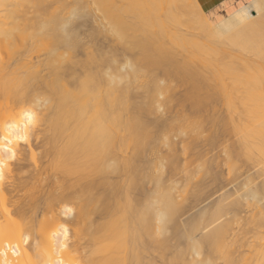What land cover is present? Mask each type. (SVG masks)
Segmentation results:
<instances>
[{
  "label": "bare ground",
  "instance_id": "obj_1",
  "mask_svg": "<svg viewBox=\"0 0 264 264\" xmlns=\"http://www.w3.org/2000/svg\"><path fill=\"white\" fill-rule=\"evenodd\" d=\"M118 1L0 0V264H264V244L253 258L238 255L241 230L233 228L246 221L242 202L264 197V170L256 181L243 171L240 193L228 185L232 193L223 187L215 199L218 188L204 205L220 177L210 149L228 139L219 111L207 137L202 120L217 102L214 89L225 111L242 113L222 119L237 135L219 149L226 175L238 171L231 144L264 161V0H225L209 11L198 0ZM100 13L91 20L111 40L87 27ZM179 16L186 35L193 26L204 37L192 41L188 31L186 40ZM18 45L44 48L28 60ZM175 80L188 87L177 110L193 117L180 119L183 130L190 123L189 141H173L181 126L170 133ZM191 160L201 162L190 170ZM253 222L263 226V215Z\"/></svg>",
  "mask_w": 264,
  "mask_h": 264
},
{
  "label": "rangeland",
  "instance_id": "obj_2",
  "mask_svg": "<svg viewBox=\"0 0 264 264\" xmlns=\"http://www.w3.org/2000/svg\"><path fill=\"white\" fill-rule=\"evenodd\" d=\"M119 1H120V0H119ZM119 1H118L117 3L120 4ZM122 1H123V0H122ZM122 1H121V3H122ZM183 1H184V0H183ZM112 2H113V0H112ZM115 3H116V2H115ZM117 3H116V4H117ZM113 4H114V3H113ZM113 4H112V5H113ZM119 4H118V5H119ZM122 4H123V3H122ZM122 4H121V5H122ZM121 5H120V6H121ZM31 9H32V8H31ZM20 10H21V8H20ZM20 10H19V11H20ZM22 10H23V9H22ZM32 11H33V10H31L30 12H32ZM28 12H29V11H28ZM28 12H25V13L23 12V14H25V16H26V19H27V16L29 17V16L32 15L31 17H33V16L36 15V13H34V12H32L31 14H30V12H29V13H28ZM223 12H224V11H223ZM26 13H27V15H26ZM92 13H93V12H92ZM20 14L23 16V14H22L21 12H20ZM28 14H29V15H28ZM179 14H181V12H180ZM92 15H94V17H95V16H97V13H96V15H95V13L92 14ZM92 15H91L92 18H90V15H89V20H88V26H87V27H88V28L90 27L89 29H91V31L94 29L93 31L95 32V34H96V33H97L96 35L99 34V37L97 36L99 39H100L101 37L103 38V34L101 33V35H100V32H99V30H98V28H97V27L99 26V25H98V24H99L98 22H99L100 20H99V21L91 20V19H97V20H98V19H101V20H102V18H101V17H102V14H101V13L99 14V15H100V18H97L98 16H97L96 18H93ZM19 16H20V15H19ZM181 16L183 17V13L181 14ZM185 16H186V15H185ZM20 17H21V16H20ZM179 17H180V16H179ZM182 17H180L181 23H180V21H179V24L181 25L180 30L182 29V30H181V33H182V31H183L184 35H186L185 31H186V29H187V22H185L186 24H185V26H183V24H182V22H183ZM186 17H188V16H186ZM186 17H185V18H186ZM216 17H218V16H214L213 19L216 18ZM28 19H29V18H28ZM30 19H32V18H30ZM178 19H179V18H178ZM90 20H91V21H90ZM184 20H187V19H184ZM188 21H189V20H188ZM91 22L94 23V24H92ZM95 22H97L98 24L95 25ZM89 25H90V26H89ZM180 25H179V26H180ZM92 26H93L94 28H93ZM96 26H97V27H96ZM179 26H177V28H178ZM91 27H92V28H91ZM167 27H170V28H171V26H167ZM183 27H185V28H183ZM189 27H190V24L188 25V28H189ZM192 28H193V26H192ZM192 28H191V29H192ZM96 29H97L98 31H95ZM171 29H172V28H171ZM191 29H190V30H191ZM193 29H194V28H193ZM195 29H197V28L195 27ZM168 30H169V28H168ZM175 30H176V28L173 29V31H174V32H177V31H175ZM190 30H187V35L190 34V36L194 38V40H192V41H195V40H196V38L194 37V35H196L195 33H197V32L200 33L199 36L204 37V36L201 35V32H200L198 29H197V32H195L196 30H195V31L193 30V31L195 32V33H193L194 35L192 34V30H191V31H190ZM169 31H170V30H169ZM171 31H172V30H171ZM171 31H170V34H171ZM178 31H179V30H178ZM188 31L191 32V33H189ZM164 32H165V30H164ZM165 33H166V32H165ZM165 33H163L162 38H163V36H164ZM179 33H180V32H179ZM181 33H180V34H181ZM183 33H182L181 35H183ZM188 33H189V34H188ZM138 34H139V33H138ZM138 34H137V35H138ZM166 34H167V33H166ZM168 34H169V33H168ZM172 34H173V33H172ZM174 34H175V33H174ZM174 34H173V35H174ZM177 34H178V33H177ZM128 35H129V34H128ZM134 35H135V34H134ZM187 35H186V37L184 36L186 40H188V36H187ZM192 35H193V36H192ZM138 36H139V35H138ZM166 36H167V35H166ZM190 36H189V37H190ZM199 36H196V37H199ZM102 38L100 39V41H102ZM104 38H106V37H104ZM104 38H103V39H104ZM130 38H131V37H130ZM130 38H129V39H130ZM162 38H161V41H162ZM193 38H192V39H193ZM108 39L111 40L110 37H109V38L107 37L105 40H108ZM168 39H169V38L167 37V40H168ZM189 39H190V38H189ZM197 39H200V41L203 42V43L206 42V38L204 39L205 41H204L202 38H200V37L197 38ZM127 40H128V39H127ZM167 40H165V37H164V40H163V41H165V43H166ZM190 40H191V39H190ZM207 40H208V39H207ZM159 41H160V39H159ZM161 41H160V42H161ZM197 41H198V40H197ZM200 41H198V42H200ZM30 42H31L32 44L34 43V42H32V41H30ZM105 42H106V41H105ZM107 42H109V41H107ZM168 42H169V41H168ZM201 42H200V43H201ZM207 42H208V41H207ZM128 43H129V42H127V43H125V44L128 45ZM29 44H30V43H29ZM29 44L25 46L27 50H29V48H27V47L29 46ZM166 44H168V43H166ZM127 45H126V48L131 47L130 45H128L129 47H128ZM33 46H34V45H33ZM33 46L30 47L31 53H29L27 50L25 51L26 56L28 55L27 57H29L28 60H30L31 57H32V59H35V57H38L39 53H38L37 50H40L39 47H41V49L44 48V47L38 45L39 47H36V49H35ZM122 46H123V45H122ZM17 47H19L20 49H22V51L19 50V51H21L20 54L23 55V56L25 57V53H24V51H23V50H25V49H24L25 47L22 48L20 45H18ZM124 47H125V46H124ZM124 47H123V49H124ZM179 47H180V46H179ZM33 48H34V49H33ZM37 48H39V49H37ZM131 48H132V47H131ZM131 48H129V49H131ZM172 48H174V46H173ZM175 48H176V47H175ZM180 48H181V47H180ZM183 48H184V47H182V49H183ZM129 49H127V50H129ZM133 49H134V48H133ZM133 49H132V50H133ZM178 49H179V48H178ZM178 49H177V50H178ZM182 49H181V50H182ZM230 49H231V48H229V49L227 48L226 51H227V50H230ZM135 50H136V49H134L133 52H135ZM179 50H180V49H179ZM179 50H178V51H179ZM185 50H186V49H185ZM185 50H183V51H185ZM15 51H16V54H15V55H17V56L20 55V54H18V48H16ZM122 51H123V50H122ZM125 51H126V49H124V51H123L125 54L129 52V51H127V52H125ZM136 51H137V50H136ZM173 51H174V50H173ZM175 51H176V50H175ZM231 51H233V50L231 49ZM41 52H42V50H40V53H41ZM179 52H180V51H179ZM185 52L187 53V51H185ZM185 52H184V53H185ZM228 52H229V51H228ZM23 53H24V54H23ZM129 53L131 54V52H129ZM226 53H227V52H226ZM232 53H233V57H232V58H234L235 55H237V53L235 54L234 51H233ZM232 53L230 54V56H232ZM42 54H43V53H42ZM135 54H136V52H135ZM135 54H134V55H135ZM177 54H178V53H177ZM179 54H180V56H181V53H179ZM228 54H229V53H228ZM15 55H14V57H15ZM40 55H41V54H40ZM127 55H128V54H126V56H127ZM131 55H132V54H131ZM134 55H132V57H133ZM17 56H16V57H17ZM41 56H42V55H41ZM136 56H137V54H136ZM182 56H183V53H182ZM189 56H190V55H189ZM223 56H224V55H223ZM230 56H229V57H230ZM132 57L130 56L129 59H130V58H131V59L135 58V57H133V58H132ZM185 57L187 58V54H186V56L184 55L183 58H185ZM126 58H128V57H126ZM222 58H223V57H222ZM224 58H226V57H224ZM230 58H231V57H230ZM219 59H221V58H218V60H219ZM227 59H228V55H227ZM225 60H226V59H225ZM229 60H230V59H229ZM194 62H195V61H194ZM193 65H194V64H193ZM201 65H203L201 62L199 63L198 61H196V64H195L194 68L198 69L199 71H202L201 68H200ZM203 66H204V65H203ZM203 66H202V69H203ZM204 68H205V66H204ZM205 69H206V68H205ZM204 72H205V71H204ZM140 78H141V77H140ZM144 78H145V77H144ZM142 79H143V78H142ZM142 79H140V80H142ZM145 79H146V78H145ZM174 82L177 83L178 81L176 82V80H175ZM209 83L211 84V85L209 84L211 87H213V85L215 84L214 82H212V83L209 82ZM225 83H227V82L225 81ZM178 84H181V86H182V84H185V83H183V82L180 83V81H179ZM178 84H175V86L172 87L171 90H167V91H171V92H169V93H170L171 95H174V97L177 99V100H176V101H177L176 103H175V101H174L175 98H173V100H172V102L174 101L173 105H172V103H171V107H173V109H172V108H171V109H172L173 111H170L171 109H170V110L168 109V110L171 112V115L173 114V115H172V116H173V120H171L172 123L170 122V123H171V125H170V128H171L170 133L173 134V132H174L175 135L177 134V133H175V132L179 130V129H178V130L176 129V128H178V126H181L183 122H184V123H185V122H188V120H189L190 118H191V120H189V122L192 121V118H193V117L191 116V117L188 118V120H185V121H184L183 119H185V117H184V118H181V117H182L181 115H184V114L179 115V113H180V108H178V110H179V113H178L177 107H179V106H177V104H178V105L182 104V102H183V101H182V98H183L182 95H183V93H184L183 91H186V88H188V87H185V88H184V85H183L182 88H181L180 85H178ZM171 85H172V84H171ZM173 85H174V84H173ZM177 86L180 87L181 89L178 88ZM185 86H188V85L186 84ZM214 87H215V86H214ZM175 89H176V90H175ZM208 90H209V89H208ZM213 90H214V89H213ZM213 90H212V91H213ZM216 90H217V89H216ZM133 91H134V90H133ZM209 91H210V90H209ZM212 91H210V93H213V94H214V95L212 94V95H213V98L215 97V99L218 98L219 100L217 99V102H216V100H215V101L212 100L213 102L211 101L210 104H211V106H212V111H211V109H210V108H211V106H210V108H209L210 110H209V111H211V112H209L208 115H207V113H206V115L202 118L203 121L205 120V121L203 122V125H204V124H206V125L208 124V125H207L208 127H207V126H203V127H205V128H204L205 131L203 130V133H204L203 135H204V136H206V135L209 136V135L211 134V132L213 131V130H212L213 128L216 130V127H215V126L217 125V123H218V122H221L220 125H223L222 128H224V130L226 129V131H224V130H223V131L226 132L227 134H229V135H227L226 133H224V132L222 131V133H224V134L221 133L222 138H223L224 140H225V139H228V141L230 140L229 142H231V143H232V141H234L233 143H235V138L237 139V135H235V134L230 130L229 126H224L226 122H224L223 120L226 119L225 121H227V120H228L227 118H228L232 113H233V114H232L231 116H234L235 119H236V117H237V118L240 117V116L242 117V115H240V114H242L241 112H240L239 116H238L237 114H236V115H237V116H236V115H235V112H234V111L237 110L236 113H239V110H241V109H239L240 106H239V105H238L239 107H236V106H235L237 109H234V108H235V107H234V108H233L234 111H233L232 109H230V111L232 110L233 112H231V114H230L229 116H227V114H228L227 112H230V111H227V109H226V111L224 110L225 107H226L225 105H224L225 107H224V109H223V103H224V102L221 100L222 98L220 99V97H219L218 95H215L214 91H213V92H212ZM134 92L136 93V91H134ZM169 93H168L167 95H170ZM216 94H217V93H216ZM237 96H238V95H237ZM165 97H166V95H165ZM131 98H132V97H131ZM133 98H134V97H133ZM159 99H161V98H159ZM131 101H133V100L131 99L130 102H131ZM178 101H179V102H178ZM181 101H182V102H181ZM214 102H215V103H214ZM221 102H223V103H221ZM179 103H180V104H179ZM216 103H217L218 105H217ZM184 104H185V103H184ZM186 105H187V104H186ZM186 105H185V106H186ZM235 105H236V104H235ZM182 106H184V105H182ZM213 106H214V107H213ZM214 108H215V109H214ZM175 109H176V110H175ZM219 109H220V110H219ZM222 109H223V110H222ZM174 110H175V111H174ZM214 110H215V111H214ZM216 110L219 111L220 115L217 114L218 112H217ZM176 111H177V113H176ZM223 111H225V114H226V115H221V114H223ZM174 113L177 114V115H176L177 118H178L179 116H181V117H179L178 119H176V117L174 116V115H175ZM187 113L189 114V112H187ZM210 113H211V114H210ZM212 113H213V114L216 113L217 116H219V117H217L216 114H215L217 120H218V118H219V120H218L217 123H215L217 120L215 119V117H213L214 115H213ZM188 114H187V115H188ZM166 115L168 116V114H166ZM189 115H192V114H189ZM207 116H208V117H207ZM223 116H224V117L227 116V117L224 118ZM174 117H175V118H174ZM220 117H221V118H220ZM180 119H182V123H180V121H181ZM186 119H187V118H186ZM207 119H208V120H207ZM220 119H221V120H220ZM222 119H223V120H222ZM231 119H232V118H231ZM235 119H234V120H235ZM177 120H179V121H177ZM206 120H207V121H206ZM175 121H177L176 124H175ZM208 121H209V122H208ZM210 121H211V122H210ZM205 122H206V123H205ZM207 122H208V123H207ZM223 122H224V123H223ZM227 122L229 123V120H228ZM173 123L176 125L175 127H172V126L174 125ZM177 123H178V125H177ZM211 123H212V126H211ZM218 124H219V123H218ZM185 125H186V123H185ZM185 125H184V126H185ZM188 125L190 126V123L187 124V126L185 127L184 130H183V128H182L183 125L181 126L182 130L180 129L181 132L179 131L180 134H179V132H178L177 136H176V137L174 138V140H173L174 142H175V141H178V140L180 139V136H181V135L184 136V134H186V133H185L186 130H187V132L189 131V127H188ZM226 125H228V124H226ZM184 126H183V127H184ZM206 127H207L208 129H206ZM211 127H212V128H211ZM227 127H228V129H227ZM172 128H173V129H172ZM175 129H176V130H175ZM174 130H175V131H174ZM206 130H208V131H206ZM211 130H212V131H211ZM208 132H209V134H207ZM230 133L232 134L231 137H230ZM171 134H170V135H171ZM174 134H173V135H174ZM205 134H206V135H205ZM225 134H226V136H225ZM204 136H202V137H204ZM207 136H206V137H207ZM223 136H224V137H223ZM232 136H233V137H232ZM235 136H236V137H235ZM184 137H186V135H185ZM187 137H188V136H187ZM187 137H186V140L188 139L187 141H189V138H187ZM177 138H178V139H177ZM231 138H232V140H231ZM173 141H172V142H173ZM226 141H227V140H226ZM228 141H227V142H228ZM174 142H173V143H174ZM178 142H179V141H178ZM178 142H176V143H178ZM227 142H226V143H227ZM226 143H224L225 146H227L228 144H230V143H227V144H226ZM160 144H161V143H160ZM160 144L158 145V147L161 146ZM180 144H181V143H180ZM180 144H179V148L181 147ZM224 144H221V146L218 144L221 148H220L219 146H217V145L213 146V148H215L216 150L218 149L217 151H216L215 149H213V148H211L212 150L210 149L211 152L213 151L212 154L209 152V153L211 154V156H212L213 153H214V157H213V158H212L211 156L209 157V153H208V155L205 156V157H209V158L212 159V160L209 159V162L211 161V163H213V162H214V158H215V160H216V162H217V163H216V166H214V165H215V164H214L215 162L213 163V167H215V169H214L215 173H217V172L219 173V176H220V177H219V179H218L217 181H218L220 184H218V182H217V184H218L219 186H218L217 184H215L214 187H212V190H211L210 188L208 189V190H209V193L211 194L212 191L214 192V190H217L218 188H221L219 191H216L217 193H214V196H215V194H216L215 199L218 197L217 194H218L219 192L222 193L223 191L229 189V192L232 193V191H231V189H230V188H232V186H228V185H235V186H233L232 190H234V188L237 190V189H239V187H240V185H238V184H239L238 181H240L241 179L243 180L244 177L246 178L247 174H248V177H247V178H249V179L252 178V179H253V178L255 177V175H256L257 173H259L258 171H260L261 169L264 170V161H263V159H262L261 157H260V159H261L263 162L260 161V160H258V162L260 161V163H257V162H256V163L258 164V168L261 167L259 170H257L258 168H257L256 163H255V162H252V160H250L251 162H250L248 159L246 160V158L244 157L242 151H240V148H238V146H237L236 144H231V146L229 145L228 147L231 148V147L233 146L235 149H233V148L230 149V148H228V147H227V148H228V151L231 150V151H232L231 153H234V154H233L232 163H233L234 165H237V167H238V168H237L238 171H236V172L243 173V175L241 174V175H242V178H241L240 175H239V173H238L239 176H238V179H237V180H236V178H237V175H236L237 173H236V172H235V174H234V175L236 176V178H234V177H235L234 175H233L234 177H232V176L228 177V176L226 175V174H227V173H226V172H227V171H226V170H227V168H226L227 165L225 166V163H226V162H225V156L223 155V153H221V151H219V149H220V150H222V149H223V150H226ZM162 145H163V144H162ZM216 146L219 147V148H216ZM236 146H237V150H236ZM177 148H178V147H177ZM205 148H207L206 150L209 149L208 146L205 147ZM163 149H164V146L162 147V149H161V148H158V151L161 150V151H162L161 154L163 153L162 155L165 156V153L167 154V152H165V151H166V148H165V151H164ZM177 150H180V149H177ZM233 150H234V152H233ZM163 151H164L165 153H164ZM214 151H215V152H214ZM159 152H160V151H159ZM177 152H178V151H177ZM179 152H180V151H179ZM187 152H188V151H186L185 153H187ZM206 152H207V151H206ZM240 152H241V153H240ZM237 153H238V155H237ZM180 154H181V152H180ZM240 154H241V155H240ZM239 155H240V157H238ZM215 156H216V157H215ZM236 156L238 157L237 160H235V157H236ZM182 157H187V155L182 156ZM237 157H236V158H237ZM216 158H217V159H216ZM255 158H256V157H255ZM258 158H259V157H258ZM258 158H257V159H258ZM257 159H256V160H257ZM186 160H187L188 162H190V159H189L188 157L186 158ZM254 160H255V159H254ZM256 160H255V161H256ZM212 161H213V162H212ZM223 161H224V162H223ZM246 161H247V162H246ZM248 161H249V162H248ZM194 162H195L194 160H191V163H190L191 168H190V166H189L190 170L195 169V166H196V165H199V164H200L199 162H201V161L198 162V161L196 160V163H197V164L194 163ZM237 162H238V163H237ZM261 162H262V164H261ZM218 163H223L224 165H223V164H218ZM254 163H255V164H254ZM217 164L219 165L218 167H217ZM238 164L242 166V169H241V166H238ZM259 164H261V166H260ZM189 168H188V169H189ZM217 168H219L220 170H218ZM246 168H247V169H246ZM216 169H217V170H216ZM190 170H189V171H190ZM240 170H241V171H240ZM256 170H257V172H256ZM216 171H217V172H216ZM243 171H244V172H245V171H248L249 173L246 174V173H244ZM220 174H221V175H220ZM244 175H245V176H244ZM257 175H258V174H257ZM257 175H256V177H258ZM226 176H227V177H226ZM224 177H225L226 179H228L229 182L231 181L230 179L233 178L232 181L235 180V181H234L235 183H234V182L232 183V181H231V183H229V182L226 183L227 180H225ZM239 177H240V179H239ZM194 178H196V179L198 178V179H199V174H198L197 176H195ZM261 178H262V177H260V180H261ZM255 179H256V178H254V181H256ZM244 180H245V179H244ZM247 180H248V179H247ZM257 180H258V178H257ZM194 181H195V179H194ZM196 181H197V180H196ZM196 181H195V182H196ZM192 182H193V181H192ZM240 182H241V183H244V181H243V182L240 181ZM228 183H229V184H228ZM236 183H237V186H238L237 188H236ZM253 183H255V182H253ZM226 184H227V185H226ZM215 186H218V187H215ZM227 186H228V187H227ZM223 187H225V190H224ZM226 187H227L228 189H226ZM222 189H223V190H222ZM221 190H222V191H221ZM236 190H234V191H236ZM225 192H226V191H225ZM229 192H228V193H229ZM237 192L240 193V191H238V190H237ZM221 193H220V194H221ZM231 193H230V194H231ZM239 193H238V194H239ZM233 194H234V193H233ZM211 195H212V194H211ZM211 195H209V197L207 198L208 201H207V200L204 201V203H203L204 205L207 204V202H211V201L214 200V198H213L214 196H213V195L211 196ZM235 195H237V194H234V196H235ZM210 197H212V198L210 199ZM232 197H233V195H232ZM232 197H231V198H232ZM251 200H252V199H250V201L247 200L248 204L251 203V204H249L250 207H249L248 204H246V202H242V204H243L242 207H241V211H242V212H240L239 215H238V216L241 217V218H244V217H245L244 220L246 219L245 223H243L242 221H241V223L246 224V222L248 221L249 224L247 223L246 226L242 224L241 227H240L239 225L233 226L234 229H236V230H241V232L239 231L240 233H238V234H239L238 236H240L239 238H241V239L238 238V239H239V242H238V241H237L238 243L236 242L237 245L240 243V244H239L240 247L237 246L236 244H235V245H236L237 249L239 250V251H237V252H239V254H238V253H237V254L240 255V252L243 253V254H245L244 258H251V257L253 258V256L255 257L257 254L251 256V255L253 254L252 250H254V252L256 253V252H257V251H256V248H257V247L260 248V247L262 246V244H264V225L260 227L258 224H257V226H256V223L253 224V223H254L253 221H255L256 219H258L259 214L261 215V217H262V215H263V217H264V210H263L262 208H260V205H262V204L264 205V197H262V198L260 197L259 201H257L256 203L253 202V203L255 204V205H254V204H253V205H254V207H256V208L253 207V205H252V201H251ZM253 200H254V199H253ZM203 204H202V205H203ZM247 205H248V206H247ZM251 205H252V206H251ZM41 206H43V204H41L40 207H41ZM247 207H248V208H247ZM261 207H262V206H261ZM263 207H264V206H263ZM41 208H42V207H41ZM258 208H259V209H258ZM251 210H252V213H251ZM259 210H260V211L263 210V211L259 213ZM245 211H246V212H245ZM257 212H258V214L256 215ZM261 213H263V214H261ZM245 214H246L247 216H245ZM251 214H253L252 217H253V219H254V220H252V221L250 220V219L252 218V217H250ZM256 216H257V217H256ZM249 218H250V219H249ZM255 218H256V219H255ZM244 220H243V221H244ZM249 220L251 221V224H250ZM252 222H253V223H252ZM241 223H240V225H241ZM238 224H239V223H238ZM263 224H264V223H263ZM238 227H240V229H237ZM242 227H243V228H242ZM244 229H245V230H244ZM242 230H244L246 233L243 234L244 231H243V233H242ZM241 233H242L245 237H244V236H241V235H240ZM243 237H244V238H243ZM242 238H243L245 241H246V240H247V241L244 242V241L242 240ZM240 240L243 242L242 244H244V245L241 244V241H240ZM247 242H248V243H247ZM245 243L249 244L248 247H247V244H245ZM250 244H251V245H250ZM235 245H234V247H235ZM245 245H246V246H245ZM252 245H253V246H252ZM241 246H243L242 249H241ZM249 246H250V247H249ZM234 247H233V248H234ZM236 247H235V248H236ZM244 247H245V248H244ZM253 247H254V248H253ZM235 248H234V251L237 250V249L235 250ZM239 248H240V249H239ZM249 248H251V249H249ZM259 248H257V250H258ZM240 250H241V251H240ZM248 250H249V251H248ZM260 250H261V248H260ZM258 251H259V250H258ZM245 252H246V253H245ZM248 253H249V254H248ZM250 253H251V254H250ZM258 253H259V252H258ZM237 254L235 253V255H237ZM243 254H242V256H243ZM247 254H248L249 256H248ZM246 255H247V257H246ZM254 260H257V259H254ZM218 263H221V262H218ZM253 263H254V262H253ZM256 263H259V262H255L254 264H256Z\"/></svg>",
  "mask_w": 264,
  "mask_h": 264
},
{
  "label": "crops",
  "instance_id": "obj_3",
  "mask_svg": "<svg viewBox=\"0 0 264 264\" xmlns=\"http://www.w3.org/2000/svg\"><path fill=\"white\" fill-rule=\"evenodd\" d=\"M223 1L225 2V0H198L200 6L204 11H209Z\"/></svg>",
  "mask_w": 264,
  "mask_h": 264
},
{
  "label": "snow or ice",
  "instance_id": "obj_4",
  "mask_svg": "<svg viewBox=\"0 0 264 264\" xmlns=\"http://www.w3.org/2000/svg\"><path fill=\"white\" fill-rule=\"evenodd\" d=\"M0 168H2V166H0ZM0 178H2V171H0Z\"/></svg>",
  "mask_w": 264,
  "mask_h": 264
}]
</instances>
